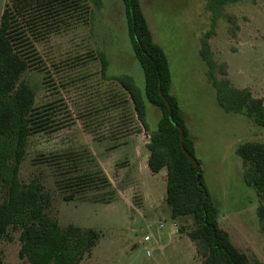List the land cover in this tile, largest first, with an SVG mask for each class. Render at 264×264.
<instances>
[{
  "label": "rangeland",
  "instance_id": "374dc122",
  "mask_svg": "<svg viewBox=\"0 0 264 264\" xmlns=\"http://www.w3.org/2000/svg\"><path fill=\"white\" fill-rule=\"evenodd\" d=\"M13 2L0 0V16ZM140 3L154 41L168 57L171 91L185 116L218 224L250 261L264 264V235L255 213L261 198L244 182L245 166L235 153L242 142L264 143V128L244 110L226 112L217 104L199 56L200 40L209 33L216 77L264 102V0H229L215 12L208 0ZM38 17L34 12L19 20L31 23ZM41 22L30 34L33 52L25 54L31 67L21 81L33 89L32 119L44 127L27 136L19 182L43 185L49 195L44 211L61 228L97 232L95 245L77 264H200L194 242L180 231L193 227L191 218L170 217L166 169L152 173L147 167L146 144L160 112L145 103V130L114 79L130 76L143 90L121 0H68ZM100 55L107 62L104 72ZM76 174H92L95 182L66 187ZM5 197L0 185V201ZM19 235V229L8 227L0 241V264H30L19 256Z\"/></svg>",
  "mask_w": 264,
  "mask_h": 264
},
{
  "label": "trees",
  "instance_id": "16d2710c",
  "mask_svg": "<svg viewBox=\"0 0 264 264\" xmlns=\"http://www.w3.org/2000/svg\"><path fill=\"white\" fill-rule=\"evenodd\" d=\"M67 1L14 0L10 7L6 5L0 16V185L6 190V197L0 201V241L9 226L19 229V256L30 264H77L98 239L97 232L91 228L73 225L61 228L44 211L49 195L43 185L36 181L23 185L17 177L28 134L44 127L36 121L37 118L32 119L34 91L21 81L22 75L31 67L25 51L31 49L30 53L33 52L30 34L39 29L41 20L59 12ZM228 1L208 0L209 8L215 12ZM121 2L133 55L142 70L143 90H139L130 76L118 75L114 79L128 94L136 117L145 130L148 129L145 103L152 104L160 112L156 130L146 144L149 151L146 163L152 173L166 169L165 202L170 217L191 218L193 227L180 231H185L194 242L200 264H262L258 260L250 261L219 226L217 208L204 183L201 162L195 156L185 116L171 91L168 57L153 39L140 0ZM34 12L40 15L38 21L36 18L31 23L19 20L20 16ZM208 37L209 33H205L200 40L199 56L207 68L206 76L215 90L217 104L226 112L244 110L253 122L264 128L262 98L253 97L249 89H237L227 79L216 77V63ZM100 61L104 72L107 62L102 55ZM220 73L225 75L224 68ZM235 153L245 166L244 182L261 198L255 213L264 235V143L242 142ZM75 176L66 187L85 188L95 182L92 174ZM98 179L103 184L108 183L103 174ZM71 196L72 193L66 198Z\"/></svg>",
  "mask_w": 264,
  "mask_h": 264
},
{
  "label": "crops",
  "instance_id": "0c3cea01",
  "mask_svg": "<svg viewBox=\"0 0 264 264\" xmlns=\"http://www.w3.org/2000/svg\"><path fill=\"white\" fill-rule=\"evenodd\" d=\"M179 239H180V240H182L181 238H179ZM179 239H178V241H177L178 243H180V242H181Z\"/></svg>",
  "mask_w": 264,
  "mask_h": 264
}]
</instances>
